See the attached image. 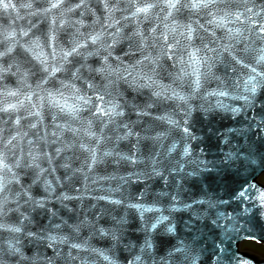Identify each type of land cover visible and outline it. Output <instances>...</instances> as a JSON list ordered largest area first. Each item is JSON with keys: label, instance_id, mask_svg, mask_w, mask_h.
I'll return each instance as SVG.
<instances>
[{"label": "clouds", "instance_id": "1", "mask_svg": "<svg viewBox=\"0 0 264 264\" xmlns=\"http://www.w3.org/2000/svg\"><path fill=\"white\" fill-rule=\"evenodd\" d=\"M96 2L0 0V264H124L118 245L125 229L119 221L100 223L105 205L135 208L142 221L144 212L163 215L164 206L141 203L144 192L133 200L125 185L172 173L179 183L181 173L197 175L202 159L191 147L197 138L188 127L192 114L221 95L250 107L264 88V0H124L123 6L122 0H98L103 19ZM179 7L189 12L187 20L175 18ZM161 15L163 22L144 29ZM129 23L136 27L126 34ZM66 32L67 41L61 39ZM128 40L133 43L118 53ZM241 43L246 56L238 58ZM218 49L246 69L237 70L232 85L214 71ZM94 58L98 63H91ZM128 91L146 95L147 103L134 104ZM158 103L173 107L152 113ZM130 111L164 126L153 133L160 147L150 163L119 148L142 135L135 130L140 119H127ZM109 160L130 171L100 175L97 168ZM37 185L41 196L34 195ZM37 207H47L49 223L33 231ZM105 238L110 246L95 242ZM135 247L125 245L132 253L127 264H183L171 254L157 257L150 239ZM185 251L188 259L192 253Z\"/></svg>", "mask_w": 264, "mask_h": 264}, {"label": "water", "instance_id": "2", "mask_svg": "<svg viewBox=\"0 0 264 264\" xmlns=\"http://www.w3.org/2000/svg\"><path fill=\"white\" fill-rule=\"evenodd\" d=\"M123 3L124 0H122V6ZM94 6L103 19L102 4L97 0ZM232 6L235 7L234 4ZM76 15H79V11L76 12ZM188 17L189 12L187 10L182 7L177 8L175 18L187 20ZM86 19L91 21L93 17L88 15ZM157 19L163 22V15L146 21L143 25L144 29H150L153 24L157 23ZM46 26V24H41L40 27L44 29ZM135 27V24L129 23L125 33L133 32ZM157 30L162 31V23ZM221 34V32H217L218 36ZM68 38V32L61 35L62 40L67 41ZM208 39L210 40L211 37L208 36ZM132 43V40L124 41L117 48V52H124ZM243 47V43L236 46L238 58L246 56L242 51ZM217 54L220 56V62L217 63L214 71L225 77L228 84L232 85L234 78L238 75L237 70L246 71V69H243L229 52L218 49ZM91 63L95 64L98 61L94 58ZM165 63L168 62L165 61ZM216 83L218 82L210 84L209 87H215ZM127 96L134 104L144 105L147 103L146 95H135L128 91ZM217 101L223 107L216 106L215 102ZM209 103L213 104L211 108L208 107V104H205L203 109L197 108L188 125L197 137L191 145L192 150L194 154L199 153L202 159L200 167L195 169L197 175L188 177L181 173L179 174V183L178 175L172 173L167 175V179L165 175H159L145 181L129 182L128 185H125L132 194L133 200L136 194L144 192V200L141 203L164 206L163 215L158 212H144V220L142 221L141 212L135 208H125L123 205H105L108 214L101 219L100 223L105 226H115L119 221L125 229L121 238L123 243L118 245L119 258L124 261V264H127L132 255L125 248V245L135 244L136 247L132 250L135 252L141 244L149 239L157 257H167L171 254L173 261L183 262V264H191L192 261H196L197 264H264V260L255 255L239 252L238 242L234 240V237L230 240L226 235L227 223L220 222L222 216L220 182L218 183L217 172L211 167L215 162L213 157L221 153L233 155L242 153L264 154V88L255 94L250 107H245L243 101L227 95L214 96ZM171 107H173L172 104L158 103L151 109V112L162 114ZM127 119L132 121L140 119L141 122L135 125V130L140 131L142 135L139 140L122 141L119 145L120 150L129 155L135 150L140 157L145 159V163H150L151 158L157 155V150L160 147L159 141L154 138L153 133L157 129H163L164 126L159 120L151 116L138 118L131 111ZM164 147L168 148L169 145L165 144ZM160 166L163 165H152V167ZM138 167H144V165H138ZM128 171L130 168L127 164L117 167L110 160L97 168V172L102 176L108 173ZM165 171L167 173V168ZM60 175L63 176L64 173L61 172ZM28 182H30V177H25V183ZM76 183L79 184L80 181L77 180ZM117 183L119 181H113L112 185L115 186ZM33 192L36 196L43 195L38 185L34 187ZM174 196H178L179 199L174 200ZM173 204L177 206L175 210L170 209ZM51 206L53 208L59 207L57 204ZM61 214L68 215L65 210H61ZM113 216L116 219H113ZM165 217L170 218L165 219ZM16 218H18L17 214L13 213V219ZM31 219L33 231L44 228L49 223L47 207L35 208ZM144 221L147 222V227ZM153 225H155L154 228ZM149 228H152V231H148ZM95 242L104 246H110L112 243L108 238ZM177 249L180 251H176ZM185 249L192 253L188 259H185L188 254ZM26 250L31 254L33 247L30 246ZM49 254H52L51 250H49Z\"/></svg>", "mask_w": 264, "mask_h": 264}, {"label": "flooded vegetation", "instance_id": "3", "mask_svg": "<svg viewBox=\"0 0 264 264\" xmlns=\"http://www.w3.org/2000/svg\"><path fill=\"white\" fill-rule=\"evenodd\" d=\"M258 181L264 184V172L259 175ZM250 207L253 216L248 217L244 222H264V203L261 202L260 195L256 196V200L252 202Z\"/></svg>", "mask_w": 264, "mask_h": 264}, {"label": "rangeland", "instance_id": "4", "mask_svg": "<svg viewBox=\"0 0 264 264\" xmlns=\"http://www.w3.org/2000/svg\"><path fill=\"white\" fill-rule=\"evenodd\" d=\"M246 246L253 251H256L260 254H264V245H262V244H259V243L254 242V241H247Z\"/></svg>", "mask_w": 264, "mask_h": 264}, {"label": "snow or ice", "instance_id": "5", "mask_svg": "<svg viewBox=\"0 0 264 264\" xmlns=\"http://www.w3.org/2000/svg\"><path fill=\"white\" fill-rule=\"evenodd\" d=\"M241 195H244V193H241ZM261 202L264 203V193L260 194Z\"/></svg>", "mask_w": 264, "mask_h": 264}]
</instances>
